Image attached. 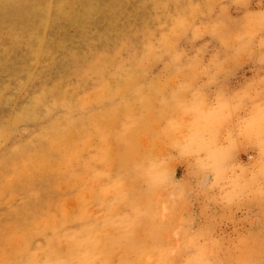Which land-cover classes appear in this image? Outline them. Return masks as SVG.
<instances>
[{
  "label": "rangeland",
  "instance_id": "obj_1",
  "mask_svg": "<svg viewBox=\"0 0 264 264\" xmlns=\"http://www.w3.org/2000/svg\"><path fill=\"white\" fill-rule=\"evenodd\" d=\"M0 264H264V0H0Z\"/></svg>",
  "mask_w": 264,
  "mask_h": 264
},
{
  "label": "bare ground",
  "instance_id": "obj_2",
  "mask_svg": "<svg viewBox=\"0 0 264 264\" xmlns=\"http://www.w3.org/2000/svg\"><path fill=\"white\" fill-rule=\"evenodd\" d=\"M49 156V155H48Z\"/></svg>",
  "mask_w": 264,
  "mask_h": 264
}]
</instances>
